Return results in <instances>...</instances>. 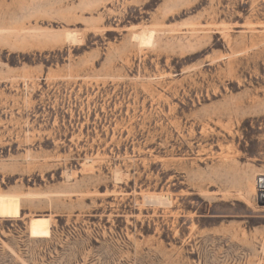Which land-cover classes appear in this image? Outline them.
Listing matches in <instances>:
<instances>
[{"label": "rangeland", "instance_id": "rangeland-1", "mask_svg": "<svg viewBox=\"0 0 264 264\" xmlns=\"http://www.w3.org/2000/svg\"><path fill=\"white\" fill-rule=\"evenodd\" d=\"M259 176L264 0H0V264H264Z\"/></svg>", "mask_w": 264, "mask_h": 264}, {"label": "bare ground", "instance_id": "bare-ground-1", "mask_svg": "<svg viewBox=\"0 0 264 264\" xmlns=\"http://www.w3.org/2000/svg\"><path fill=\"white\" fill-rule=\"evenodd\" d=\"M65 37L67 39H73V42L77 40L76 39L77 37L75 35L71 34V33H67ZM141 38H142V43L149 44V43L152 42L153 34L151 33V35L148 38H143V37H141ZM255 185L259 188V190H258V196L262 200H264V176H259V178L256 179ZM149 197H151V196H149ZM159 199H160V197H159ZM159 199H158V202L161 203V201H163V200L160 199L161 201H159ZM153 200H154V198H153ZM155 202L157 203V199H155Z\"/></svg>", "mask_w": 264, "mask_h": 264}]
</instances>
